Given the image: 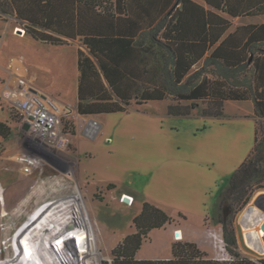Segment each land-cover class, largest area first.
Listing matches in <instances>:
<instances>
[{
	"label": "rangeland",
	"instance_id": "374dc122",
	"mask_svg": "<svg viewBox=\"0 0 264 264\" xmlns=\"http://www.w3.org/2000/svg\"><path fill=\"white\" fill-rule=\"evenodd\" d=\"M115 2L118 9L117 14L130 19L127 32L135 39L136 45H141L140 48L145 49L151 43V51L142 52L145 60L141 61L139 66L147 72L140 80V90L152 87L150 80L159 78L160 73L157 63V45L145 37L144 32L152 29L167 10L174 9L176 0H115ZM125 6L128 11L123 10ZM5 9L8 12H0V23L6 27L5 33L0 32V37L3 39L0 52L2 62L10 67L13 59L23 60L32 72L29 80L55 105L59 106L60 120L64 130L72 134L67 147L59 149L48 146L25 133L18 110L0 98V121L10 127L9 134L0 135V154L6 150L4 142L8 139L14 140L25 160H28L39 174L35 180L12 175L8 177L1 172L12 170L13 173L14 168L4 169L6 165H0V182L4 180L11 184L10 187H4V184L0 183V232L3 231V225L6 226L4 231L9 230L12 233V245L16 246L19 242L22 230L13 203L15 190L18 188L24 197L28 216L33 222H38L42 232L40 235H35L34 228L27 224L24 229L25 235L31 240L30 244L35 245L39 252L32 264H65L63 261L58 263L56 258L57 250L54 240L57 238V228L49 214L44 212L43 207H40L38 201L48 206L61 217L60 219L67 220L74 225V237L79 254L89 256L94 253V258H98V264H103L104 261L110 262L112 260L111 249L126 234L135 230L132 223L136 212L134 200L130 205L121 203L120 199L123 195L121 189L115 187L113 182L95 177L86 161L94 158L97 153L91 149H82L80 145V139L88 142L96 141L92 137L98 135L101 122L107 117L111 115L135 116L151 112L165 113L168 105H190L191 103L195 105L191 110L200 114L203 110L210 109V101L222 100L223 108L229 113L236 116L250 115L258 121L264 120V100L260 92L264 88V81L261 77V68L256 66L258 59L260 60L262 56L257 49H254L252 54L254 61L250 62L245 75H239V78L245 76L249 79L258 108L247 87L232 86L225 79L212 76L210 66L202 70L204 60L194 65L189 75L195 78L205 74L209 75V95L207 97L181 99L172 94H166L162 99L144 100L139 96H133L123 101L111 89L100 68L98 58L90 52L84 42L85 30L74 38L61 36L62 43H52L31 35L26 30V23L18 18L10 4L6 3ZM237 21L245 22L246 20L244 18L232 19L233 25ZM18 27L26 32L24 37H20L19 33L15 34ZM45 32L56 35L51 30H45ZM5 96L6 92L3 98ZM94 122L97 123L98 128L93 136H89L86 131L91 130ZM261 184L262 186H256L253 189L247 203L234 211L228 205L219 202L204 221H198L195 218L187 219L185 214L180 212V216L178 213L173 222L164 226L171 230L178 228L179 234H182V224H189L188 229L192 234V239L188 240L183 236L182 239L175 240L172 244L177 241H192L205 252L207 257L217 260H230L235 257H245L254 261L264 259V254H259L246 245L243 230L240 228V216L248 205L253 206L255 202L264 205V182ZM42 186L48 189L43 191ZM57 186L69 191L70 196L65 194L56 196L51 193L50 188ZM45 225L49 228L45 229ZM223 226L227 229L228 235L234 237V244L226 243ZM147 238L148 234L144 241ZM81 240L86 241L81 243L82 248L90 244L92 250L86 253L81 252L79 250ZM214 240L217 246H213ZM8 251L9 249H6L5 253L7 254ZM3 258L1 255L0 262ZM94 258H88L84 264H95Z\"/></svg>",
	"mask_w": 264,
	"mask_h": 264
},
{
	"label": "trees",
	"instance_id": "16d2710c",
	"mask_svg": "<svg viewBox=\"0 0 264 264\" xmlns=\"http://www.w3.org/2000/svg\"><path fill=\"white\" fill-rule=\"evenodd\" d=\"M179 1L181 8L166 12L152 29L144 32L145 37L157 45L160 73L159 78L150 80L152 87L142 90L140 80L147 72L139 65L145 60L142 52L149 53L152 46L150 43L141 49L133 37L122 35L127 32L130 19L115 12L114 0H0V12H8L5 5L10 4L18 18L26 23V30L31 35L52 43H62L61 36L74 38L85 30L84 42L98 58L111 89L123 101L133 96L144 100L162 99L166 94L181 99L205 98L209 95L207 75L195 78L189 75V71L204 56L208 47L222 37L230 23L194 0ZM205 1L231 15L264 14V0ZM45 30H51L56 35ZM254 49L262 56L256 66L261 68L264 81V24L237 27L204 59L202 70L210 66L213 75L225 79L230 85L247 87L258 108L249 79L245 76L239 78V75H245L250 62L254 61ZM260 92L264 99V88ZM209 104L210 109L203 110L204 114H221V100L210 101ZM194 106V103L168 105L167 113L185 116ZM9 132L10 127L0 121V135L6 136ZM263 182L264 120H256L254 145L230 175L221 193L220 204L228 205L232 211L243 207L253 189L262 186ZM173 221L174 218L163 209L143 201L140 211L132 218L135 230L115 244L111 249L112 260L103 264H264V259L209 258L192 241L174 242L171 246L172 256L167 259L136 258V252L149 231ZM223 233L227 244L235 243L234 237L228 235L224 226ZM82 242L86 241L79 243L81 252L92 250L90 244L82 248Z\"/></svg>",
	"mask_w": 264,
	"mask_h": 264
},
{
	"label": "crops",
	"instance_id": "0c3cea01",
	"mask_svg": "<svg viewBox=\"0 0 264 264\" xmlns=\"http://www.w3.org/2000/svg\"><path fill=\"white\" fill-rule=\"evenodd\" d=\"M194 1L223 16L230 23L222 37L211 44L194 65L208 57L221 40L237 27L264 24V14L231 15L205 0ZM174 6L167 12L181 8L182 3L176 0ZM114 7L117 13L115 0ZM123 10L128 11L127 6ZM241 18L246 21H237L233 25L232 19ZM0 32H6L2 23ZM18 35L24 37L26 32ZM122 35L132 37L128 32ZM2 45L3 39L0 37V52ZM13 60L8 67L0 56V98L7 103L9 88L15 85V74L19 72L15 65L27 68L29 79L32 77V72L23 60ZM206 75L209 80V75ZM255 124L254 116H236L227 112L222 101L221 114L218 115L198 114L193 110L185 116L171 115L167 111L135 116L111 115L101 122L98 135H91L96 141L80 139V145L82 149L97 153L86 161L95 177L113 182L115 187L121 189V194L133 198L136 209L134 215L140 211L143 201H149L173 218L181 212L187 219L204 221L220 202L222 188L230 175L254 145ZM4 144L6 150L0 154V165L5 164L4 169L13 167L14 171L0 172L8 177L37 179L38 172L25 160L14 140L8 139ZM188 225H180V239L183 236L192 239ZM173 230L165 226L150 230L147 240L137 250L136 258L167 259L172 256L171 246L176 240Z\"/></svg>",
	"mask_w": 264,
	"mask_h": 264
},
{
	"label": "bare ground",
	"instance_id": "6f19581e",
	"mask_svg": "<svg viewBox=\"0 0 264 264\" xmlns=\"http://www.w3.org/2000/svg\"><path fill=\"white\" fill-rule=\"evenodd\" d=\"M21 31L22 32L20 33L15 31V33L23 34L24 31L23 30ZM57 107L60 110L59 106ZM91 126L92 129L96 127L94 125ZM0 183H3L4 187L11 186V184L7 183L4 180H1ZM41 189L45 191L48 188L42 186ZM50 191L56 196H61L63 194H65L66 196H70L69 195L70 192L69 191L67 192L62 187H58V186L51 187ZM20 192L21 190L16 188L14 194L15 196L13 198L14 199L13 203L15 207L14 211H16V215L19 220L18 221L19 226L21 227L22 230L20 234L21 236L19 238V242H17V245L16 246L12 245L11 243L12 233H10L9 230H7L8 232L4 231V228L6 226L3 225L4 227L3 231L0 232V256L3 255L4 258L3 261L0 262V264H32V262L36 260V254H39L35 245L30 244L31 240H29L28 237L25 235L26 233H24V229L27 224V226H32V228H34L35 235H40V233L42 232L38 222H33L30 219V216H28L26 205L24 202L25 200L23 195L20 194ZM38 203L40 204V207H43L44 212L49 214V216L54 221L53 224H55L57 228L58 234H57V238L54 240V246L57 250L56 258L58 260V263L63 261L65 264H84L88 258H92V257L94 258V253H91L89 256L79 254L77 250L76 238L74 237L75 227L73 224L69 223V221L67 220L60 219L61 217H59L48 206L42 204V202L38 201ZM255 208L253 206L248 205L245 208V210L242 212L240 216V221L247 222V225H244V223L242 224L243 225L242 233L244 234L245 240L249 245V247H251L254 251H256L259 254H264V214L258 215ZM45 226H46L44 227L45 229L49 228L48 225ZM261 227L263 228L261 229ZM6 249L7 250L9 249L7 254L5 253ZM97 259L98 258H94L95 264H98Z\"/></svg>",
	"mask_w": 264,
	"mask_h": 264
},
{
	"label": "built area",
	"instance_id": "2783aa9c",
	"mask_svg": "<svg viewBox=\"0 0 264 264\" xmlns=\"http://www.w3.org/2000/svg\"><path fill=\"white\" fill-rule=\"evenodd\" d=\"M15 68L19 72L15 74V85L9 88L8 103L13 105L18 110L21 117V125L24 122L28 124L27 130H24V132L42 141L48 146L59 149L67 147L69 142L71 141L72 134L64 130L63 124L60 120L61 112L58 109L57 105H55L45 94L39 91L31 83V81L29 80V73L27 68L22 67L18 64L15 65ZM94 125L96 126L95 128H90L92 131H86L87 135L90 136L95 134L98 125L96 122H94ZM124 196L126 195L123 194L120 199L121 203L126 205H130L133 203L132 197L128 196L131 201L126 202L123 199ZM253 207H257L255 208V210L258 215L264 214V205L255 202ZM243 223L244 225H247V222L240 221L242 230ZM176 232L178 233L177 235ZM173 237L176 240L181 238L179 229L173 230ZM246 245L249 247L247 242ZM213 246H217L216 240H214ZM249 248L252 249L251 247Z\"/></svg>",
	"mask_w": 264,
	"mask_h": 264
},
{
	"label": "water",
	"instance_id": "95a60500",
	"mask_svg": "<svg viewBox=\"0 0 264 264\" xmlns=\"http://www.w3.org/2000/svg\"><path fill=\"white\" fill-rule=\"evenodd\" d=\"M21 30H22V28H18L16 31L20 33V32H22ZM251 59H252V58L249 59V62L251 61ZM27 128H28V124H27L26 122H24V123L22 124V129H23V130H27ZM123 199H124L126 202H129V197H128L127 195L124 196ZM225 205H226V204H225ZM262 228H263V227H261V229H262ZM177 234H178V233L176 232V235H177Z\"/></svg>",
	"mask_w": 264,
	"mask_h": 264
}]
</instances>
